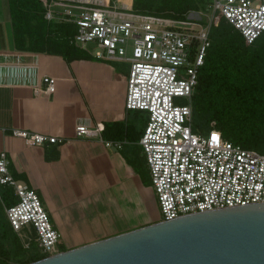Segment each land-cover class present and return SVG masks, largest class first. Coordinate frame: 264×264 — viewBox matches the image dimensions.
Returning a JSON list of instances; mask_svg holds the SVG:
<instances>
[{
	"label": "built area",
	"instance_id": "built-area-1",
	"mask_svg": "<svg viewBox=\"0 0 264 264\" xmlns=\"http://www.w3.org/2000/svg\"><path fill=\"white\" fill-rule=\"evenodd\" d=\"M42 5L47 21L75 24L74 43L88 51L86 45H92L96 50L90 52L99 59L128 65L125 108L147 112L139 144L155 194L157 221L264 202V153L224 139L216 128L193 131L190 103L212 21L223 16L252 43L264 31V0H209L206 10H189L181 19L135 11L132 1L42 0ZM55 81L44 76V86H36L34 92H54ZM103 130L101 121L79 123L75 136L102 139ZM11 133L29 145L64 142L62 137L29 130ZM1 186L11 187L17 196L4 212L23 247L34 240L46 256L59 252L61 234L36 191L11 174L3 150Z\"/></svg>",
	"mask_w": 264,
	"mask_h": 264
},
{
	"label": "crops",
	"instance_id": "crops-1",
	"mask_svg": "<svg viewBox=\"0 0 264 264\" xmlns=\"http://www.w3.org/2000/svg\"><path fill=\"white\" fill-rule=\"evenodd\" d=\"M88 52L67 59L16 49L8 3L0 0V151L14 178L39 195L61 234L58 251L158 220L139 144L147 112L125 108L128 65ZM44 76L56 78L54 92L36 94ZM98 121L105 128L102 139L75 136L77 124ZM13 129L64 142L29 145ZM107 140L121 145L107 146Z\"/></svg>",
	"mask_w": 264,
	"mask_h": 264
},
{
	"label": "trees",
	"instance_id": "trees-1",
	"mask_svg": "<svg viewBox=\"0 0 264 264\" xmlns=\"http://www.w3.org/2000/svg\"><path fill=\"white\" fill-rule=\"evenodd\" d=\"M208 2L132 0V5L135 11L181 19L189 10H206ZM7 3L16 49L55 53L67 59L90 56L72 40L74 23L44 18L42 0ZM209 40L191 96L192 130L203 133L216 128L224 139L264 153V31L247 43L220 15L210 24ZM16 201L11 187H0V264H27L46 256L34 240L23 247L12 230L4 206Z\"/></svg>",
	"mask_w": 264,
	"mask_h": 264
},
{
	"label": "water",
	"instance_id": "water-1",
	"mask_svg": "<svg viewBox=\"0 0 264 264\" xmlns=\"http://www.w3.org/2000/svg\"><path fill=\"white\" fill-rule=\"evenodd\" d=\"M27 264H264V202L156 221Z\"/></svg>",
	"mask_w": 264,
	"mask_h": 264
},
{
	"label": "rangeland",
	"instance_id": "rangeland-1",
	"mask_svg": "<svg viewBox=\"0 0 264 264\" xmlns=\"http://www.w3.org/2000/svg\"><path fill=\"white\" fill-rule=\"evenodd\" d=\"M208 13H209V12H208ZM203 17H204V19L208 18V14L203 15ZM86 47H88L89 50H90L92 53H94L95 50H96V48H94L92 45H86ZM180 101H183V100H180Z\"/></svg>",
	"mask_w": 264,
	"mask_h": 264
},
{
	"label": "bare ground",
	"instance_id": "bare-ground-1",
	"mask_svg": "<svg viewBox=\"0 0 264 264\" xmlns=\"http://www.w3.org/2000/svg\"><path fill=\"white\" fill-rule=\"evenodd\" d=\"M120 1L128 2V3L131 2L130 0H120Z\"/></svg>",
	"mask_w": 264,
	"mask_h": 264
}]
</instances>
